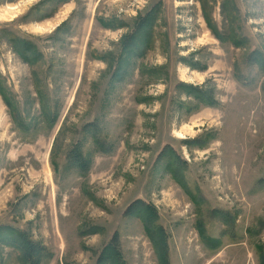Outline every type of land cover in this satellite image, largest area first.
I'll return each instance as SVG.
<instances>
[{
    "label": "rangeland",
    "instance_id": "rangeland-1",
    "mask_svg": "<svg viewBox=\"0 0 264 264\" xmlns=\"http://www.w3.org/2000/svg\"><path fill=\"white\" fill-rule=\"evenodd\" d=\"M234 3L238 47L195 0H0V82L31 126L20 133L0 97V264H21L3 243L15 228L46 248L40 264H97L114 234L125 264H158L125 214L135 201L154 208L170 264H259L264 65L249 55L264 59V0ZM150 10L136 52L124 44ZM211 16L221 31L220 1Z\"/></svg>",
    "mask_w": 264,
    "mask_h": 264
},
{
    "label": "trees",
    "instance_id": "trees-1",
    "mask_svg": "<svg viewBox=\"0 0 264 264\" xmlns=\"http://www.w3.org/2000/svg\"><path fill=\"white\" fill-rule=\"evenodd\" d=\"M198 1L201 8V14L203 16L206 27L209 31L214 35L215 39L219 42H229L230 44L238 47L242 46L245 41L244 38H241L240 34L236 35V30L233 28L236 27L240 15L238 14V10L234 0H195ZM220 1V14L224 17V22L226 26H223V29L218 30L215 22L213 20L212 10L214 6ZM153 11H149L147 14L143 16V19L139 22V24L132 29L131 34L127 38V41L124 45L132 44V50L136 52H141V47H143L149 36H151V19H153ZM149 23V24H148ZM148 24V26H147ZM234 32V33H233ZM21 49H23V53L26 52L27 55L32 56V52L29 51L28 44L24 42L19 43ZM250 63H257V65L263 66L264 59L262 58V54L258 50H253L249 55ZM0 97H2L3 102L6 105L7 110L9 111L10 119L18 128L20 133L27 134L30 131V123H25L24 119L21 117L19 112H17L13 106L12 100L10 96H8L7 91L3 88L0 82ZM204 105H212L211 102L205 101ZM80 147L75 145L69 151V165L72 168L77 169L79 172H86L88 169V162L83 158V156L79 153ZM168 152H170L168 150ZM172 154L169 153V158H167L168 166L170 167V171L172 172V176L175 177L179 175L183 171V167H178L177 160ZM174 172V173H173ZM201 202V201H200ZM215 215H219L224 222H229V215L227 213H220L219 211H213ZM125 214L130 217H137L142 227H144V231L147 235L149 242H151L153 250L156 252V257L158 260V264H170L169 256L167 253V234L163 227H160L156 224L157 214L154 208L149 204H145L142 201H135L131 204ZM228 220V221H227ZM199 225V223H198ZM1 229V228H0ZM7 230V229H5ZM10 231L11 235L4 240L3 243H6L8 246L13 248L14 250L19 251V261L21 264H40L43 259L46 257V248L40 245L37 242L31 240L27 233L24 231H20L18 229L7 230ZM201 241L205 245H212V248L218 246L220 243L218 240H214L212 238H208L204 235V233L200 232L199 234ZM117 234H114L109 241V244L105 246V248L101 251L98 256L97 264H125L121 258L120 251L118 250ZM257 254L259 257V264H264V252L262 246H257L256 248ZM48 256V255H47Z\"/></svg>",
    "mask_w": 264,
    "mask_h": 264
}]
</instances>
